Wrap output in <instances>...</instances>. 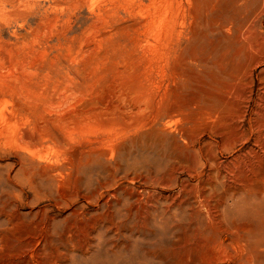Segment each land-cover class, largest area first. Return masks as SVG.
<instances>
[{
  "label": "rangeland",
  "instance_id": "1",
  "mask_svg": "<svg viewBox=\"0 0 264 264\" xmlns=\"http://www.w3.org/2000/svg\"><path fill=\"white\" fill-rule=\"evenodd\" d=\"M245 4L0 6V264H264V135L225 142L206 115Z\"/></svg>",
  "mask_w": 264,
  "mask_h": 264
},
{
  "label": "bare ground",
  "instance_id": "2",
  "mask_svg": "<svg viewBox=\"0 0 264 264\" xmlns=\"http://www.w3.org/2000/svg\"><path fill=\"white\" fill-rule=\"evenodd\" d=\"M246 0L244 24L237 29L235 34L230 36L234 41L240 42L235 53L240 58L237 65L230 72V80L221 90L218 96V106L209 107L206 115L210 118L220 121V128H228V131L216 132V137H220L227 142L235 138L238 141L248 140L245 130V125L248 123V130L250 138L256 139V136L264 135V119H258L256 116L263 117L260 103L254 108V116L250 117L248 121V109L253 100L254 84L257 69L264 65V0H254V5H249ZM10 0H0V6L6 7ZM244 54L241 58V54ZM10 66V65H9ZM9 66H0V114L3 115L7 110L10 102V97L14 93L11 83L8 81L11 70ZM18 66L13 68L15 75H18ZM264 73V70L261 74ZM262 96L259 98L261 100ZM264 109V107H263ZM167 115L162 116V119ZM6 120V119H5ZM235 127V128H234ZM234 131L232 132V129Z\"/></svg>",
  "mask_w": 264,
  "mask_h": 264
}]
</instances>
